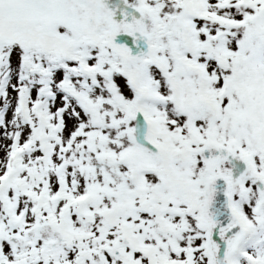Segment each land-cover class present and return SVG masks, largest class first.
<instances>
[{"label": "snow or ice", "instance_id": "1", "mask_svg": "<svg viewBox=\"0 0 264 264\" xmlns=\"http://www.w3.org/2000/svg\"><path fill=\"white\" fill-rule=\"evenodd\" d=\"M0 264H264V0H0Z\"/></svg>", "mask_w": 264, "mask_h": 264}]
</instances>
